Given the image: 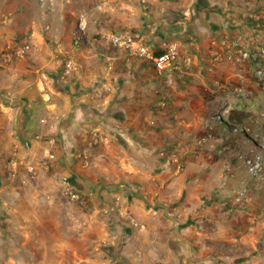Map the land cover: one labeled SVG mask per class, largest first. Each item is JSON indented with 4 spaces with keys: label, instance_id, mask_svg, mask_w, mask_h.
Returning a JSON list of instances; mask_svg holds the SVG:
<instances>
[{
    "label": "crops",
    "instance_id": "crops-1",
    "mask_svg": "<svg viewBox=\"0 0 264 264\" xmlns=\"http://www.w3.org/2000/svg\"><path fill=\"white\" fill-rule=\"evenodd\" d=\"M146 1V9L132 3L121 20L112 11L114 27L101 28V37L89 38L76 52L81 58L75 57L78 65L69 79L61 80L58 70L48 81L38 68L26 65V58L9 63L0 55L1 220L12 212L20 228L28 221L34 230L44 226L41 219L48 204H57L58 194L69 184L86 197L76 201L85 205L93 200L113 227L121 229L131 218L149 232L152 226L144 221L151 214L141 199L158 186L164 143L178 137L172 116L154 114L159 98L167 96L172 106L192 113L220 102L225 116V106L244 110L264 102L254 61L212 64L211 48L228 34L241 32L254 50L264 41L258 28L248 25L246 15L252 12L228 10L224 0ZM122 29H133L154 46L164 39L177 40L182 69L160 75L151 62L112 46V32ZM72 48L58 50L65 57L75 51ZM211 93L215 99L207 97ZM153 118L156 126L149 123ZM29 165L36 171H28ZM171 240L176 241V248L171 247L178 258L174 260L190 264L185 244Z\"/></svg>",
    "mask_w": 264,
    "mask_h": 264
},
{
    "label": "rangeland",
    "instance_id": "rangeland-1",
    "mask_svg": "<svg viewBox=\"0 0 264 264\" xmlns=\"http://www.w3.org/2000/svg\"><path fill=\"white\" fill-rule=\"evenodd\" d=\"M224 1L228 10L252 12L246 15L248 25L264 38V0ZM132 3L146 9V0H0V52L10 41L29 42L24 62L50 81L66 58L77 66L75 57L81 55L76 52L89 38L101 37V28L114 27ZM82 23L85 39L77 47L73 38L83 31ZM72 45L75 51L63 57L58 49L72 51ZM207 97L215 99L212 93ZM219 105L199 106L200 112L192 113L170 104L154 112L172 116L178 137L164 143L158 186L141 199L151 214L144 223L152 230L131 218L121 229L113 227L93 200L85 205L74 200L68 184L59 202L48 204L38 230L30 221L20 228L12 212L0 217V264H181L174 260L171 239L185 244L190 264H264V102L244 110L225 106L227 116ZM173 151L179 162L168 160Z\"/></svg>",
    "mask_w": 264,
    "mask_h": 264
},
{
    "label": "built area",
    "instance_id": "built-area-1",
    "mask_svg": "<svg viewBox=\"0 0 264 264\" xmlns=\"http://www.w3.org/2000/svg\"><path fill=\"white\" fill-rule=\"evenodd\" d=\"M81 30L73 38V44L77 47L81 46L85 39L86 25L81 24ZM110 44L119 50L127 53L130 56L141 57L146 61L152 63L154 68L160 75L172 74L183 67L181 60L180 43L173 39H164L159 45L154 46L148 43L141 35L133 29H122L112 32L110 36ZM31 44L29 42L16 43L10 41L4 45L1 50V55L6 62H14L16 58H25L26 54L31 51ZM212 64H222L225 62H234L242 59H251L256 63L255 75L264 82V41L258 45L257 50L250 47L241 32L236 34H228L223 41L211 48ZM75 62L73 59L66 58L64 60V67L60 73V79L66 80L73 74ZM43 89L44 81L41 82ZM99 94L102 90L98 91ZM170 102L167 96H162L157 102V108L163 110L169 107ZM155 124V120L150 121ZM162 156L167 154V149L160 151ZM54 157V154L50 155ZM180 161L179 156L175 151L171 153L168 160ZM47 168L48 163H45ZM17 164H13V173H17ZM30 172L36 171L35 165L27 166ZM66 191L74 200L85 201L86 197L70 185Z\"/></svg>",
    "mask_w": 264,
    "mask_h": 264
},
{
    "label": "water",
    "instance_id": "water-1",
    "mask_svg": "<svg viewBox=\"0 0 264 264\" xmlns=\"http://www.w3.org/2000/svg\"><path fill=\"white\" fill-rule=\"evenodd\" d=\"M170 245H171V247L176 248V241L175 240H171L170 241Z\"/></svg>",
    "mask_w": 264,
    "mask_h": 264
}]
</instances>
